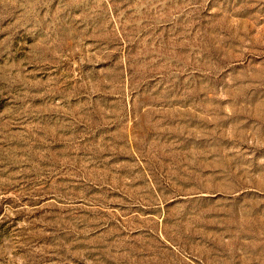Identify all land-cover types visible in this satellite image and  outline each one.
<instances>
[{"label":"rangeland","instance_id":"obj_1","mask_svg":"<svg viewBox=\"0 0 264 264\" xmlns=\"http://www.w3.org/2000/svg\"><path fill=\"white\" fill-rule=\"evenodd\" d=\"M0 264H264V0H0Z\"/></svg>","mask_w":264,"mask_h":264}]
</instances>
